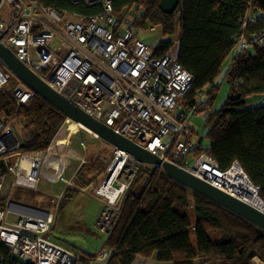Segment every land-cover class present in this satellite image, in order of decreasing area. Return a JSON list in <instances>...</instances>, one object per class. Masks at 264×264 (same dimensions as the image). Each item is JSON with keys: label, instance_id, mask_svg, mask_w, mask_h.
<instances>
[{"label": "built area", "instance_id": "obj_1", "mask_svg": "<svg viewBox=\"0 0 264 264\" xmlns=\"http://www.w3.org/2000/svg\"><path fill=\"white\" fill-rule=\"evenodd\" d=\"M68 1L98 7L100 12L68 18L38 0H0V44L58 95L114 133L223 190V176L228 171L219 169L209 155V147L202 150L200 143L191 139L188 125L193 115L210 109L207 93L216 81L199 91L192 104L184 106L193 78L176 54L169 51L157 55L156 48L140 42L133 33V19L114 13L116 0ZM5 5L8 12L2 17ZM257 19L264 20V11L258 12ZM250 22L253 20L248 13L238 24L245 30ZM149 31L156 29L149 27ZM250 47L264 48V27L250 36L239 34L232 58ZM33 96V91L0 61V196L7 176L11 190L33 191L43 176L49 148L46 154L23 150L35 136V129L20 108ZM117 150L114 148L115 157L96 190L104 205L97 221L102 232L112 228L124 192L138 167L144 165L124 152L127 157L114 172ZM190 155L194 157L192 165L186 160ZM150 167L163 172L160 166ZM124 169L126 178L122 181ZM61 181L67 182L65 177ZM114 187L119 192L112 200L107 194ZM54 216L7 199L0 207V246L8 250L9 264H108L112 254L106 248L89 257L45 237Z\"/></svg>", "mask_w": 264, "mask_h": 264}, {"label": "trees", "instance_id": "obj_2", "mask_svg": "<svg viewBox=\"0 0 264 264\" xmlns=\"http://www.w3.org/2000/svg\"><path fill=\"white\" fill-rule=\"evenodd\" d=\"M38 1L68 18L100 12L98 7L73 5L68 0ZM158 1L116 0L114 13L124 17L134 10L136 29L146 24L160 26L164 39L156 48L157 55L167 54L177 43V61L193 78L184 106L221 77L229 84L228 96L216 111L212 110L216 82L207 93L210 109L204 116L209 125V155L223 172L236 162L264 202V102L248 107L250 97L264 95V48L250 47L232 58L239 34L250 36L264 27V20L257 19L258 12L264 11V0H179L173 14H164ZM248 13L253 22L243 30L238 22ZM20 112L35 129L23 150L46 152L65 116L38 95ZM94 156L76 170L74 186L99 184L111 158ZM20 193L18 189L16 195ZM103 248L112 254L108 264H133L138 257L171 264H264V231L157 168L142 165L120 200ZM0 255V264H9L3 246Z\"/></svg>", "mask_w": 264, "mask_h": 264}, {"label": "rangeland", "instance_id": "obj_3", "mask_svg": "<svg viewBox=\"0 0 264 264\" xmlns=\"http://www.w3.org/2000/svg\"><path fill=\"white\" fill-rule=\"evenodd\" d=\"M8 12V6L5 5L1 11L2 17ZM131 19L135 17L134 10L129 12ZM149 27H155V32H150ZM133 33H136V38L148 45L150 48H157L160 40H163L161 28L158 25L153 26L152 24H146L145 28L133 29ZM173 54L177 53V43L174 42L170 50ZM13 74V73H12ZM14 76V74H13ZM15 83L16 81L13 80ZM229 84L223 79L219 78L216 81V91L215 97L212 100V110L216 111L220 109L228 96ZM264 102V95L258 94L250 97L248 99V107L258 106ZM1 108V103H0ZM189 128L191 129V139L197 141L198 138H202L200 142V148L202 150L206 149L209 145V140L206 137L208 130V123L205 119L204 113L200 112L197 115H193L189 120ZM69 133V132H67ZM84 130H75L71 132L70 138L68 139V151L70 153V158L68 160V165L71 166L69 173L65 174L64 182L57 180V182H50L45 177H39L36 190H27L22 188H13L11 190L10 182L11 179L7 176V180L4 183L3 191L0 196V202L9 201L16 204H20L29 208L37 209L44 212H52L55 216L54 224L51 231L45 236L50 239V241L55 244L72 250L77 254L84 255L97 253L100 250L103 240L105 239V232H102L97 228V221L101 215L104 205L102 200L97 198L96 190L98 186L104 179L103 172L108 167V165L114 159V148L106 144L99 138L92 137ZM82 143L84 146H82ZM46 154V152L44 153ZM73 155V156H72ZM94 155H99L101 158L107 157L111 158V161L103 169L99 176V184L96 186L94 183L91 185L78 188L73 185L72 180L75 176L76 170L80 165L86 164L88 157L94 158ZM72 156V158H71ZM96 158V157H95ZM187 164L192 165L194 162V157L192 155L186 158ZM57 162V161H56ZM145 166V165H143ZM150 168V165H147ZM57 164L54 165V170ZM123 178H126V169L123 170ZM131 182V181H130ZM72 187L77 190L83 191L87 195L86 203L83 207L82 217L77 220L73 227L67 226L59 221H57V211L59 203L61 202L63 192L67 187ZM21 190L23 193L16 195L17 190ZM36 195H32L31 193ZM6 202L2 206H5ZM58 205V206H57ZM79 222V223H78Z\"/></svg>", "mask_w": 264, "mask_h": 264}, {"label": "water", "instance_id": "obj_4", "mask_svg": "<svg viewBox=\"0 0 264 264\" xmlns=\"http://www.w3.org/2000/svg\"><path fill=\"white\" fill-rule=\"evenodd\" d=\"M178 4L179 0H159L158 8L164 14H173ZM0 61L7 67L9 71H11V73H13L26 86H28L33 91L34 95H38L43 100L51 104L68 120L79 124L91 132L95 137L104 141L112 148L120 149L121 151L130 155L136 161L144 165L162 167L163 173L168 178L183 185L190 191L215 202L216 204L240 216L241 218H244L264 231V209L252 206L242 201L238 197L232 196L223 190L215 188L176 165L161 161L156 156L136 146L126 138L114 133L111 128L58 95L40 78L33 74L24 64L18 61L16 57L10 52V50L1 44ZM201 140L202 138L200 137L198 138L197 142L200 143ZM233 165H236L243 173L245 178L249 181L240 166L236 162ZM249 183L251 182L249 181ZM253 188L256 189L258 195V188L254 186ZM258 199L264 208V202L259 197ZM109 231L110 230L107 229L105 230V233L108 234Z\"/></svg>", "mask_w": 264, "mask_h": 264}, {"label": "bare ground", "instance_id": "obj_5", "mask_svg": "<svg viewBox=\"0 0 264 264\" xmlns=\"http://www.w3.org/2000/svg\"><path fill=\"white\" fill-rule=\"evenodd\" d=\"M81 129L90 133L89 135L94 136L91 132L80 126L79 124L73 123L70 120H66L62 123L61 127L55 134L50 147L49 154L47 157L52 158L48 159L43 167V176L50 182H57V180H61L64 178L66 173H69L71 170V166L68 165V160L70 158V153L68 151V139L70 138L71 132ZM69 132V133H67ZM117 158L115 159L112 169L114 172H117L118 168L123 164V159L126 154L120 149L117 150ZM73 156V155H72ZM71 156V158H72ZM55 159V160H54ZM53 161L57 164L55 172L53 169ZM57 161V162H56ZM223 190L229 193L232 196L240 198L242 201L255 206L257 208L264 209L260 200L258 199V195L256 189L253 188L252 184L245 178L240 169L233 165L226 175L223 176ZM119 192L118 188H112L109 190L107 194L112 200L115 195ZM87 195L81 191L72 187H67L63 192L61 202L58 206L57 221L73 227L81 213V210L86 202Z\"/></svg>", "mask_w": 264, "mask_h": 264}, {"label": "crops", "instance_id": "obj_6", "mask_svg": "<svg viewBox=\"0 0 264 264\" xmlns=\"http://www.w3.org/2000/svg\"><path fill=\"white\" fill-rule=\"evenodd\" d=\"M50 158V157H49ZM48 157H47V159H46V161L49 159ZM50 159H52V158H50ZM53 160V159H52ZM55 160V159H54ZM46 161H45V163H46ZM54 163H53V169H52V171H54L55 172V170H54V165H55V161H53ZM45 163H44V166H45ZM86 203V202H85ZM85 205V204H84ZM84 207V206H83ZM82 213H83V208H82V210H81V213H80V215H79V218H78V220L80 221V219H81V217H82ZM79 223V222H78ZM255 262L256 263H259L257 260H255ZM133 264H171V263H169V262H158L157 260H155L154 258H151V259H144V258H140V257H138V258H136L135 260H134V262H133Z\"/></svg>", "mask_w": 264, "mask_h": 264}, {"label": "clouds", "instance_id": "obj_7", "mask_svg": "<svg viewBox=\"0 0 264 264\" xmlns=\"http://www.w3.org/2000/svg\"><path fill=\"white\" fill-rule=\"evenodd\" d=\"M92 137H95V136H92ZM96 138V137H95Z\"/></svg>", "mask_w": 264, "mask_h": 264}]
</instances>
